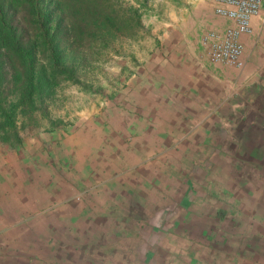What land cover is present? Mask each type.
<instances>
[{"label":"rangeland","instance_id":"1","mask_svg":"<svg viewBox=\"0 0 264 264\" xmlns=\"http://www.w3.org/2000/svg\"><path fill=\"white\" fill-rule=\"evenodd\" d=\"M99 4L102 11L113 9V19L100 24L98 32L66 37L64 64L72 67V76L55 75L40 108L30 118L23 116L18 143L0 141V154L17 165L11 168L17 179L0 180V264H193L197 251L203 257L213 254L200 246L186 258L182 245L160 244L165 236L191 239L190 231L165 229L181 212L176 206L181 170L175 167L176 93L195 89L205 75L219 98L238 92L228 82L238 69L208 57L203 35L219 20L212 0ZM207 66L214 67L213 79ZM78 136L82 141L76 148L64 143ZM63 161L73 180L66 192L56 193L65 199L53 205L50 176ZM103 164L107 167L100 168ZM30 193L39 199L32 202ZM245 218L233 224L247 233L246 254L254 256L259 251L254 225ZM210 223L207 246L213 241Z\"/></svg>","mask_w":264,"mask_h":264},{"label":"crops","instance_id":"2","mask_svg":"<svg viewBox=\"0 0 264 264\" xmlns=\"http://www.w3.org/2000/svg\"><path fill=\"white\" fill-rule=\"evenodd\" d=\"M246 56L243 68H237L228 78L229 85L238 88L237 94L227 93L229 96L219 98L215 94L213 80L207 79L206 75L199 78L195 89L191 87L185 92V95L189 92V97L183 95V91L181 97L176 93L174 133L178 154L175 167L181 169L176 179L179 183L176 206L181 212L174 218V223L165 224V229L175 228L178 233L190 231L191 239L188 234H185L188 237L185 240L170 241L165 236L160 244L182 245L186 248V258L194 247L213 251L207 257L200 256L197 251L193 264H250V259L256 264L264 259V52L255 48L247 50ZM213 69V66H207L210 74H206L212 79ZM181 75L180 80L184 82V75ZM180 86L184 87V84L181 82ZM188 98L191 112L188 110ZM81 141L78 136L64 143L76 148ZM61 163L63 165L50 176L53 197L48 198L53 205L65 199L64 195L56 196V193L66 192L65 186H70L73 180V172H69L66 161ZM104 164L100 168L107 167ZM72 166L75 167V164ZM11 168L16 169L17 165H12L6 155L0 154V180L7 176L17 179ZM21 188L11 187L8 191L13 194ZM30 197L32 202L39 199L33 193ZM103 200L102 196L100 201ZM168 212L166 210L165 214ZM163 215L159 216L158 222ZM238 217H246L248 222H253L255 246L259 249L254 256L246 254L247 233L233 224ZM191 218L197 221L195 225L190 223ZM1 221L3 218H0ZM210 221L213 241L208 247L206 242L211 236H205V233ZM203 235L205 238H201ZM222 256L223 260L220 259Z\"/></svg>","mask_w":264,"mask_h":264},{"label":"trees","instance_id":"3","mask_svg":"<svg viewBox=\"0 0 264 264\" xmlns=\"http://www.w3.org/2000/svg\"><path fill=\"white\" fill-rule=\"evenodd\" d=\"M99 2L0 0L1 142H19V125L40 108L56 74L72 76V67L64 64L67 35L98 32L113 19V9L102 11Z\"/></svg>","mask_w":264,"mask_h":264},{"label":"built area","instance_id":"4","mask_svg":"<svg viewBox=\"0 0 264 264\" xmlns=\"http://www.w3.org/2000/svg\"><path fill=\"white\" fill-rule=\"evenodd\" d=\"M212 12L218 23L203 35L211 61L241 69L247 50L264 52V0H212Z\"/></svg>","mask_w":264,"mask_h":264}]
</instances>
